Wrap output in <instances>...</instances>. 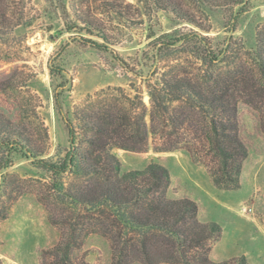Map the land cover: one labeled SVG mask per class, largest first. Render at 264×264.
I'll return each mask as SVG.
<instances>
[{
	"label": "rangeland",
	"instance_id": "rangeland-1",
	"mask_svg": "<svg viewBox=\"0 0 264 264\" xmlns=\"http://www.w3.org/2000/svg\"><path fill=\"white\" fill-rule=\"evenodd\" d=\"M200 10L206 30L159 9L152 0H0V114L22 126L35 149L45 150V158L57 161L70 147L64 119L73 123L81 140L84 132L77 119L112 106L123 95L141 96L149 110V87L159 85L162 73L173 65L179 75L196 73L199 63L189 55L176 52L165 57L163 45L171 39L194 30L209 38L215 52L230 37L247 51L256 49L257 32L264 28V0ZM51 65L64 71L52 75ZM57 93L62 114L55 106ZM236 120L248 150L236 189L216 187L209 168L196 163L187 150L162 151L161 141L151 134L145 150L113 153L122 173L144 170L152 163L166 167L171 177L167 197L195 202L201 223L221 227L211 261L245 257L248 264H264V128L259 114L242 102ZM199 156L214 166L207 152ZM4 174L0 264H65L52 256L62 228L52 224L50 212L39 202L45 172L31 159L16 155ZM66 182L81 181L69 175ZM112 256L107 238L89 234L71 251L70 264H111Z\"/></svg>",
	"mask_w": 264,
	"mask_h": 264
},
{
	"label": "trees",
	"instance_id": "trees-1",
	"mask_svg": "<svg viewBox=\"0 0 264 264\" xmlns=\"http://www.w3.org/2000/svg\"><path fill=\"white\" fill-rule=\"evenodd\" d=\"M152 1L194 28L206 30L202 7L242 5L249 0ZM103 40L107 42V37ZM163 46L168 52L165 57L176 52L192 57L199 63L196 73L179 75L177 65L162 73L159 85L149 87V110L141 96L123 95L112 106L77 119L84 132L81 140L73 123L64 119L70 147L57 161L45 158V150L35 149L22 126L0 114V177H7L4 172L13 166L16 155L31 159L34 167L45 172L39 202L50 212L52 224L62 228L61 242L52 256L65 264H70L71 251L89 234L110 241L111 264H248L245 257L211 261L221 227L201 223L195 202L167 197L171 177L166 167L152 163L144 170L122 173L113 149L141 152L151 134L161 141L162 151L187 150L196 163L209 168L216 187L238 188L248 157L238 133V104L255 110L264 128V28L257 32L254 51L245 50L230 37L215 52L209 38L194 30ZM63 71L50 67L52 75ZM60 98L57 93L55 106L62 114ZM203 150L214 166L199 156ZM69 175L81 182L67 183Z\"/></svg>",
	"mask_w": 264,
	"mask_h": 264
},
{
	"label": "built area",
	"instance_id": "built-area-1",
	"mask_svg": "<svg viewBox=\"0 0 264 264\" xmlns=\"http://www.w3.org/2000/svg\"><path fill=\"white\" fill-rule=\"evenodd\" d=\"M247 209H245V211H246Z\"/></svg>",
	"mask_w": 264,
	"mask_h": 264
}]
</instances>
